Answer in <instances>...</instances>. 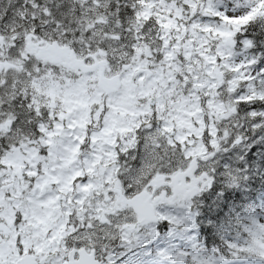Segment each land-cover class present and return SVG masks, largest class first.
Wrapping results in <instances>:
<instances>
[{
  "label": "snow or ice",
  "instance_id": "6c2138e0",
  "mask_svg": "<svg viewBox=\"0 0 264 264\" xmlns=\"http://www.w3.org/2000/svg\"><path fill=\"white\" fill-rule=\"evenodd\" d=\"M0 264H264V0H0Z\"/></svg>",
  "mask_w": 264,
  "mask_h": 264
}]
</instances>
